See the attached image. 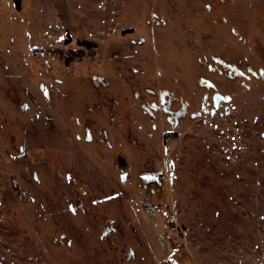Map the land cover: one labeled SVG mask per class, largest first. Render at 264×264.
<instances>
[{
    "label": "rangeland",
    "instance_id": "1",
    "mask_svg": "<svg viewBox=\"0 0 264 264\" xmlns=\"http://www.w3.org/2000/svg\"><path fill=\"white\" fill-rule=\"evenodd\" d=\"M0 264H264V0H0Z\"/></svg>",
    "mask_w": 264,
    "mask_h": 264
}]
</instances>
